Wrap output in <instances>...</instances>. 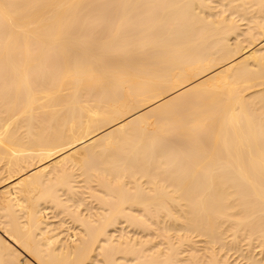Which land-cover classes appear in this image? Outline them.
Instances as JSON below:
<instances>
[{
  "label": "bare ground",
  "instance_id": "obj_1",
  "mask_svg": "<svg viewBox=\"0 0 264 264\" xmlns=\"http://www.w3.org/2000/svg\"><path fill=\"white\" fill-rule=\"evenodd\" d=\"M0 264H264V0H0Z\"/></svg>",
  "mask_w": 264,
  "mask_h": 264
}]
</instances>
